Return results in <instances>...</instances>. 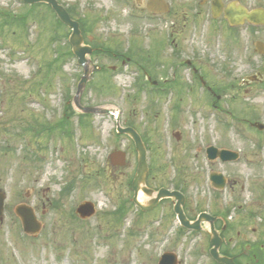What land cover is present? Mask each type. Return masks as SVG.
Returning a JSON list of instances; mask_svg holds the SVG:
<instances>
[{
  "label": "rangeland",
  "instance_id": "374dc122",
  "mask_svg": "<svg viewBox=\"0 0 264 264\" xmlns=\"http://www.w3.org/2000/svg\"><path fill=\"white\" fill-rule=\"evenodd\" d=\"M59 1L76 9L93 43L131 54L136 47L135 57L140 60L138 52L147 49L144 55L150 61L158 59L161 45H166L160 60L198 62L205 79L222 88L225 96L218 104L223 111L214 108L211 97L201 101L187 93L179 116L170 117L162 110L164 115L157 120L152 96L137 93L141 71L133 63L123 64V59L98 54L92 55L95 62L117 69L97 71L81 102L110 106L119 113L122 124L131 117L143 133L149 130L146 136L155 152L149 162H153L159 184L172 182L169 178L176 170L171 160L188 159L190 170L184 176L191 178L188 214L192 218L202 209L216 210L211 169L236 181L220 192L219 209L241 204L243 211L254 212V221L235 225L224 236L232 239L234 253L247 250V243L264 244V52L255 46L257 41L264 45V26L241 27L233 36L225 29L212 32L208 23L197 28L191 24L188 30L177 32L181 49L175 54L168 38L170 20L136 21L121 0ZM241 1L264 7V0ZM25 16L26 21L22 20ZM150 27L160 31H149ZM70 32L57 24L46 5L0 0V190L6 194L5 215L0 220V264H158L165 251L175 252L180 264H216L209 253V223L202 231L186 229L181 234L174 212L162 206L155 212L140 213L130 203L133 191L129 182L137 166L132 140L118 135L116 116L93 115L79 121L80 111L77 106L72 110L71 105H75L73 98L84 68L76 57L54 61L56 51L68 47ZM164 37L168 42H162ZM178 71L190 77L188 66ZM253 74L254 80L244 84ZM67 117L64 127H57ZM174 119L186 122L175 128L169 124ZM45 125L49 128L43 130ZM172 129L183 131L180 140ZM211 144L239 151L240 158L209 161L205 150ZM126 148L131 149L126 167H113L108 159L111 152ZM197 172L201 174L195 178ZM178 181L176 178L175 184ZM70 182L72 188L63 195ZM84 201H93L97 210L85 219L76 212ZM21 204L33 207L42 224L38 234L23 231L16 212ZM236 207L231 214L234 219L239 205Z\"/></svg>",
  "mask_w": 264,
  "mask_h": 264
},
{
  "label": "flooded vegetation",
  "instance_id": "af4514ba",
  "mask_svg": "<svg viewBox=\"0 0 264 264\" xmlns=\"http://www.w3.org/2000/svg\"><path fill=\"white\" fill-rule=\"evenodd\" d=\"M125 6L130 8L131 12L129 13L130 17L132 19H141L143 22L146 20L148 22H154V21H165L170 20L172 22V25L168 29V38L169 42L171 43V48L177 54L179 50L181 49V44L177 42L176 35L180 30L186 31L191 26L196 27L204 25L206 23L209 24V28L212 32L217 31L218 29H225L229 33H232L233 36L236 35L237 31L241 27H251L254 28L249 22H245L243 25H232L226 15V9L229 7V5L233 2L242 3L241 0H217L216 3L215 0H121ZM246 5L245 3H242ZM247 6V5H246ZM248 7V6H247ZM253 8V7H248ZM136 15V17L134 16ZM138 16V18H137ZM192 24V25H191ZM191 25V26H190ZM149 31L158 33L160 30H158L157 27H150ZM135 35L141 36V34H145V32H134ZM161 34H164L161 32ZM160 35V34H159ZM168 38L164 37L162 42L165 41L168 42ZM165 40V41H164ZM171 40V41H170ZM145 41V40H144ZM161 49L159 52V58L155 61H150L147 59L148 55H144V52H146L147 49L144 51L139 52L143 56V60H137L133 61L132 63L135 65L138 71H141V75L138 77L139 82H136L137 86V93H143L146 92L148 95H151V99H154L155 101V115L154 119H159L162 115H164L162 110H165L170 113V117L172 115L179 116L180 114H177L181 111H183L184 104L181 106L186 99H184L185 95L191 94L195 96L197 100L206 101L209 99V97L212 98L214 108L221 109L223 111L221 104H218V102L222 101L223 96L225 94L222 92V88H218L216 86H213L210 84L204 77L203 71L201 70V65L199 66L198 62H195L191 59H187L185 62H177L176 60H169V61H162L160 60V56L166 49V45L163 47L161 45ZM101 51H104L103 48H98ZM175 56V55H174ZM127 57V56H126ZM128 58V57H127ZM126 63H131V60H128ZM183 66H188V69L190 70V77H184L181 72L178 70L182 68ZM169 70H166V69ZM172 71V76H169L170 70ZM168 74V75H167ZM236 85V83L232 82V86ZM230 87V86H229ZM197 95H200V97H197ZM174 98H177V102H174L172 104V101ZM163 101H166V103H162ZM166 104V105H164ZM167 106V109H166ZM206 107V106H205ZM127 120L124 122V126H134L130 119L131 117L126 118ZM170 121V120H169ZM168 121V122H169ZM186 121L181 120H172L169 122L173 127L179 128L181 127V124H185ZM148 121L145 122V126L147 127ZM159 126V125H158ZM170 126V125H169ZM138 131L140 130L139 127H137ZM156 128V127H155ZM160 128V126H159ZM159 128H157V131H159ZM152 129V127L150 128ZM174 130V136L177 139L182 138V132L176 129ZM142 134V137L144 139V136L147 138L146 134L149 133V130L143 133V131H139ZM144 134V135H143ZM123 136H126V138H129L128 135L124 134ZM145 138V140H146ZM147 142V141H146ZM148 145V159L153 157L155 152L151 151L150 144ZM126 151L127 155V164L128 159L130 158V148L124 149ZM206 157L207 156V148L205 150ZM209 160V159H208ZM199 164H201L200 160H196ZM210 161V160H209ZM173 163V166L175 167V172L172 174H175L174 176H171L169 178L172 182H163L159 184L157 182L158 176L156 174V169L153 168V162H149L150 166V172L147 178V186L150 189H153L155 191H159L161 188L165 187L171 190H178L180 191L184 197L185 201L183 204L184 212L188 219L195 220L200 212L205 211L204 209L200 210L195 218H192L188 214V208L190 207V196L188 194L189 190L188 187L190 186V183L188 181H191L188 176H184V173L186 171L190 170L189 161L187 158H182L181 160H178L177 157H175L173 160H171ZM126 164V165H127ZM126 165L124 167H126ZM202 165V164H201ZM197 170H202L199 166L196 167ZM213 169L210 171V176L213 173ZM200 172H197V177H200ZM167 175V174H166ZM195 175V176H196ZM226 185L225 188L221 190H217L216 199H213V202L216 204V210L213 212H210L213 216L217 217L214 221L215 227L221 231V233H226L229 228L234 227L235 225H241L244 223L251 224L254 221V212L250 209L243 211L240 207L241 204H238V214L237 217L234 219V217L231 215L233 212V208H237L236 206H225V209H219V206L221 204V191L226 190L227 188H232V186L235 184L236 181L230 180L226 175ZM134 178V176H133ZM179 179V181L175 184V180ZM210 178V177H209ZM168 179V180H169ZM181 184V185H180ZM181 186V187H180ZM212 186V185H211ZM131 189V188H130ZM190 193V192H189ZM135 194L133 191V196L131 199H129L130 202L133 201ZM178 200L175 199L172 196L164 197L160 199L159 203L155 207H151L152 209H142L141 207H137L141 213H147L150 211H157L158 209L164 207V210H167L168 212H175V207ZM134 204V202H132ZM134 206H137L134 204ZM146 206V205H145ZM243 206V205H242ZM166 207V208H165ZM168 208H171V211H169ZM247 213V215H246ZM174 214V213H173ZM176 216V215H175ZM238 216L242 217V221L238 220ZM234 219V220H233ZM169 222V221H168ZM207 222L203 223V225H206ZM232 243V239H226L225 243ZM253 243H247L248 249L251 250V245ZM248 255V250L246 251Z\"/></svg>",
  "mask_w": 264,
  "mask_h": 264
},
{
  "label": "water",
  "instance_id": "95a60500",
  "mask_svg": "<svg viewBox=\"0 0 264 264\" xmlns=\"http://www.w3.org/2000/svg\"><path fill=\"white\" fill-rule=\"evenodd\" d=\"M25 1L28 3L46 2V3L51 4V6L56 11V13L59 15L61 20L73 29L71 37H70V41L73 45V51L77 56H79L80 63L84 64L85 66V75L82 77V80L79 84L77 94L75 96V102L77 106H79L83 111L96 112L98 114L113 113L111 110L106 109V108L84 107L80 104L81 94L92 72V68L90 67V64H89L90 59L87 58V54H90L92 52V49L89 46H85L83 44L84 38L81 33L79 22L77 20H74L69 14V12L66 10V8L63 5H61L57 0H25ZM231 11L228 10L227 15H229V13L231 14ZM234 13L235 15L236 13H239V14L236 18L235 16H233V14L229 15L230 20L232 22L243 23L244 19H247L250 22L264 25V8L263 7L248 10L247 8L243 6H239L238 8H236V11H234ZM95 68H98V66H95ZM119 130L120 132L129 133L133 137L136 143V148L139 152L138 170H137L134 182H133V188L135 192L138 193L142 184L146 182V178L149 173V166H148V161H147V150H146V147L140 135L138 134L136 130H134L133 128H121L120 125H119ZM208 151H209V156L211 158H216L217 156H220L223 160H233L239 157V154L237 152H233L227 149H218L214 146L209 148ZM118 159H119V163L123 165L124 160H125V154L122 153L120 156H118ZM212 179L215 181L216 184H219L220 182L221 184H223L224 182V179L222 178L221 175H212ZM143 190L147 193H150V191L146 187H143ZM167 195L174 196L178 199V204L176 205L175 209H176V212H178L181 221L187 227L200 229V221L204 219L212 221L213 219L212 217H210L206 213H203L200 216L199 220H197L194 224H190L188 220L186 219L183 213L182 206H181V204L184 202V196L178 191L171 192L167 189H161L160 192L158 193V197L152 201V204H156L160 198L165 197ZM3 210H4V194L0 193V216L1 217L3 215ZM78 211L80 212L82 217H89L96 211V209H95L94 203L85 202L79 206ZM18 212L22 217L25 231L29 233H37L40 230V224L36 220V217L32 209L21 206L19 207ZM211 234H212V239H211L212 248L210 251L214 259H216V261L222 264H236V262L234 261L232 257L220 254L219 248L222 243V238L220 237L219 233L215 230L214 225L212 227ZM176 261H177V257L175 254L171 255L167 253L163 256L160 264H177Z\"/></svg>",
  "mask_w": 264,
  "mask_h": 264
},
{
  "label": "trees",
  "instance_id": "16d2710c",
  "mask_svg": "<svg viewBox=\"0 0 264 264\" xmlns=\"http://www.w3.org/2000/svg\"><path fill=\"white\" fill-rule=\"evenodd\" d=\"M30 14V13H29ZM29 14H28V16H29ZM25 19V21L27 20V16H25L22 20H24ZM57 23H59L60 25H61V22H60V20L59 19H57ZM86 25H84V27H85ZM85 30V29H84ZM88 30V29H87ZM62 49H63V51L61 50V49H58L57 51H56V53H57V55L55 56V58H54V61H60V60H66L68 57H72L73 56V53H72V51L70 50V46L68 45V47L66 46V48L65 47H61ZM71 108H72V106H71ZM72 110H73V108H72ZM66 119V118H65ZM68 121V117H67V120L65 121L64 120V122L62 123H60V125L62 126V127H64V124H65V122H67ZM59 125V124H58ZM224 253H226V254H230V255H235V259H236V261L238 262V264H245V263H243V261L241 260L242 258H240V257H238V255L237 254H235V253H232L231 252V250L230 249H228V248H226V249H224ZM256 259H258V262H250L249 264H264V246H262V245H259V244H257L256 245Z\"/></svg>",
  "mask_w": 264,
  "mask_h": 264
},
{
  "label": "bare ground",
  "instance_id": "6f19581e",
  "mask_svg": "<svg viewBox=\"0 0 264 264\" xmlns=\"http://www.w3.org/2000/svg\"><path fill=\"white\" fill-rule=\"evenodd\" d=\"M139 198H140V199H144V198H145V195H144L143 193L140 192V193H139Z\"/></svg>",
  "mask_w": 264,
  "mask_h": 264
}]
</instances>
